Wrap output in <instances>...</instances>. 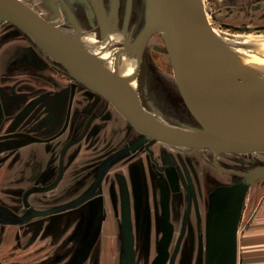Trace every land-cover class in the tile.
<instances>
[{"label": "water", "instance_id": "1", "mask_svg": "<svg viewBox=\"0 0 264 264\" xmlns=\"http://www.w3.org/2000/svg\"><path fill=\"white\" fill-rule=\"evenodd\" d=\"M62 1L63 0H58ZM112 1V11L119 0ZM91 3L101 25V40L110 31L111 13L105 0ZM133 0H128L123 32L129 29ZM145 25L124 39L142 45L156 32L164 31L166 44L181 96L197 124L184 126L153 117L141 101L129 94L125 82L104 67L91 53L68 39L58 27L43 19L33 8L19 0H0V23L10 21L23 30L40 48L52 54L61 67L75 80L95 90L112 102L142 136L133 147L149 139L189 148L216 151L215 165L237 174L233 184L218 186L211 196L209 231L204 264H237L240 223L247 195L252 185L264 178V165L242 170L224 168L218 163L221 152L264 151V101L252 96L238 75L232 56L208 23L203 0H144ZM64 17L73 21L74 33L83 31L79 20L67 5L60 6ZM118 27V26H116ZM115 27V28H116ZM134 26L131 28L133 31ZM59 65V66H60ZM151 110L159 113L157 108ZM171 180L177 182L175 173ZM33 211L34 215L51 212ZM125 256L123 264H134L132 224L124 218ZM172 233L164 234L159 256L154 264L167 259V246Z\"/></svg>", "mask_w": 264, "mask_h": 264}, {"label": "crops", "instance_id": "2", "mask_svg": "<svg viewBox=\"0 0 264 264\" xmlns=\"http://www.w3.org/2000/svg\"><path fill=\"white\" fill-rule=\"evenodd\" d=\"M70 4L82 8L87 2L70 0ZM99 101L96 93L62 67L49 65L33 39L17 25L0 23V264H58L56 255L67 247L75 253L72 264H122L125 216L120 218L110 206H105V217L85 204L19 220L26 213L25 191L35 185L44 169L57 166L61 149L74 135L73 124L88 118ZM84 145L82 140L76 149L82 152ZM51 194L53 191L31 195V205L43 209L51 202ZM145 207L148 209L146 201ZM262 210L254 229L264 238V206ZM133 222L137 229L131 226L132 234L138 239L142 232L149 245L155 221L151 223L147 214L142 221L137 214ZM91 231L96 238L91 237ZM156 235L160 251L163 236L160 231ZM113 248L120 253L119 263L118 258L105 254ZM254 259L245 264H264V257Z\"/></svg>", "mask_w": 264, "mask_h": 264}, {"label": "flooded vegetation", "instance_id": "3", "mask_svg": "<svg viewBox=\"0 0 264 264\" xmlns=\"http://www.w3.org/2000/svg\"><path fill=\"white\" fill-rule=\"evenodd\" d=\"M59 2L60 6L65 4L74 12L83 27V40L88 41L92 46H94V43L97 44L99 42L101 43L102 49H104L103 47L106 46L102 44V40L100 39L101 25L98 16L94 12L95 9L93 5L89 3L88 6L86 4L82 8L77 7L76 5L75 8L70 4V0H63V2ZM136 3L137 0H133L131 19L129 22L130 29L136 25H134L133 20ZM105 4L107 10L112 15L110 20V29L118 26L117 31L108 36L109 42L112 37L117 35V33H119L118 37H122L120 30H123L122 28L125 23L128 0L118 1L116 13L112 11L113 5L111 0H105ZM63 18V23L70 30L74 31V25L71 18ZM135 27H137V25ZM86 28H89L91 31L86 30ZM87 33H89V35ZM134 33L135 31H131L132 35ZM95 38L98 42L94 40ZM34 43L37 47L39 46L35 41ZM38 49L43 59L49 63V65L55 68L61 67L57 64V61L48 57L40 46ZM91 91L96 93V95L100 98V101L94 111L88 115V118L79 124H73L74 135L61 149V152L58 155L57 166L44 169L38 175L35 185L29 187L25 191L23 194V204L25 206L26 213L19 220L24 221L35 216H45L65 212L70 209H77L87 204V202H90L92 205V200L94 198L103 195L104 210L101 212L97 209L99 215H103L104 217L106 216L105 214L107 213V209H105V206L107 203V197L109 198L108 200L112 202L110 207L114 211L116 209V211L120 214V217H123V215L129 216L133 223L132 228L136 231L135 229H137V227L134 225L133 221L134 217L138 214L137 200L140 195L144 197L143 199H145V197L149 199V206L152 205V209L154 206L153 212L150 211L151 213H148L150 210L148 207L149 210L146 208V210H148L146 213H148L147 216H149L150 222L151 220L152 222L155 221V225L152 224L151 226V238L149 245L146 242L147 237L145 238V234L143 235L141 232L138 239L133 234V250L135 253L134 264H154L155 258H157L160 254L158 248L159 235H156L159 231L162 233V236L164 231L172 232L171 241L167 246V259L163 264H182L184 262L195 264L196 260H198L197 264H201L199 246L201 244V238L203 237L200 234L202 227L204 228L205 234L209 231L208 216L210 211L211 196L218 186H223L227 183H220L214 186L208 194L206 211L202 212L203 201L201 198H203V196L199 187L200 182L197 176L198 172L191 166V163L166 148H161L159 150L155 149L152 146L154 144V142L151 141L152 139L147 140L141 145L133 147V144L139 140L142 134L138 135V130L129 123V121L112 102L108 101L104 96L95 90L91 89ZM122 116L126 119V121H124ZM70 124L71 123L69 121L67 124L68 127H70ZM82 140H85V145L83 146L84 150L81 152V150L76 149V147L79 146V143ZM108 146L111 147L112 150H110L111 152L107 155H104L103 161L100 164V173L94 185L95 187L87 190L85 193L81 192L79 195L77 194L78 197L76 200L70 202L60 200L69 197L66 186L64 187V185H68L72 179V175H75L81 167L83 168L82 171H84L85 165L83 164H86L85 170L87 169V171H89L86 176L87 179L90 177V169L87 163L89 160L88 153L91 152V149L98 148L97 150L100 149V151L102 150L101 152L106 153ZM73 148L76 149V152L69 153V150ZM77 151L79 153H77ZM80 153L82 154L80 155ZM214 156H216V154H214ZM150 163H153L155 166L153 164L150 165ZM116 164L122 165V167L119 166V172H114L111 176H109V174H111L110 169ZM73 167L74 169H72ZM216 168L220 172L229 173L219 169L217 166ZM224 168L228 169L229 167ZM172 173L176 174L177 182L171 180ZM108 177L109 182H107ZM238 178V176L234 177L233 182H235ZM106 182L108 184V191H105V193L103 190L101 191L102 193L97 191L99 186L104 185L105 187ZM78 183L79 186L82 185L81 191L84 190V186L86 189V184H88L86 180L84 182L83 179ZM112 185L119 187V194L122 202L121 212L119 205L116 206L117 203L114 202L109 192V188H111ZM151 186L153 194H155V192L157 194V196L154 195V199L151 198L149 194L148 187ZM48 191H53L51 199L49 200L51 202H48L49 204L43 209L33 208L30 202L31 195ZM107 192L109 197L107 196ZM91 208H94V206L92 205ZM46 210L52 211L42 215L33 214V211ZM139 215H141L143 221L145 215ZM202 223H204V226H202ZM144 228L145 226L143 229ZM154 231H156L155 235H153ZM94 236L95 234L93 235V231H91V237ZM204 245H207V240L204 241ZM188 250L190 252L189 258L186 257ZM154 251H156L155 254ZM125 253L126 252L124 251L123 256H125ZM74 254V250L71 247H67L66 249L58 252L56 255V262L58 264H72L71 260ZM105 254L113 256L114 259L118 258L119 263L120 253L118 254L117 248L106 250ZM121 262L123 264V259Z\"/></svg>", "mask_w": 264, "mask_h": 264}, {"label": "rangeland", "instance_id": "4", "mask_svg": "<svg viewBox=\"0 0 264 264\" xmlns=\"http://www.w3.org/2000/svg\"><path fill=\"white\" fill-rule=\"evenodd\" d=\"M19 1L33 8V10H35L43 19L57 26L58 29L65 33L70 39L76 40L75 33L63 23L64 16L62 14L60 2L58 0ZM203 4L208 23L211 25L214 32L218 33L220 36L233 38L234 36L239 35H264V0H203ZM133 20L134 25H137V27H135L136 25L134 26L135 30H133L135 31L134 35H136L145 25L144 0H137ZM86 30L91 31L89 28H86ZM120 32L122 35L121 30ZM87 34L89 35V33ZM118 36L119 33H117L115 37H112L110 39L112 40V43L110 46L108 44L105 45L106 47H103L104 49H102L101 43H99L96 38L94 40L98 43H94V46L91 45L93 50H113V54L110 59L111 67L114 65L118 57V53L120 55L131 53L134 49H137L141 46L137 45V43L134 41L129 42L127 46H121L119 44L121 36ZM241 51L247 52V49L245 50V48H241ZM57 64L60 65L58 62ZM113 69L114 68L112 67L111 70ZM137 100H141L149 112L163 121L167 120L169 123L172 122L174 124L184 126H193L197 124L196 119L188 110L181 96L171 63V58L168 51L166 50V44L161 32L154 33L147 39V41H145L144 51L142 50L140 54L137 66ZM154 107L159 110V113L151 110ZM123 119L126 121L124 117ZM138 135H141L139 131ZM151 141L154 142L152 146L155 149L159 150L161 148H166L171 152H175L178 156L188 160L191 163V166L197 170V176L200 182L199 187L203 196V198H201L203 201L202 212L206 211L208 194L214 188V186L220 183L233 184L234 177L238 176L237 174L220 172L214 165L215 153L207 148H189L180 145H172L160 140L152 139ZM97 149L98 148H93L91 149V152L88 153L89 160L87 165L90 169V177L87 179L86 176L88 175L87 173L89 171H87V169L85 170L86 164H83L85 165L84 171H82L83 168L81 167L75 175H72V179L68 185H64V187L66 186L69 196L67 198H63L65 202L76 200L81 192L85 193L87 190L95 187L94 185L96 183V179L100 173V164L103 161L104 155L110 153L112 148L108 146L106 153L101 152L102 150L100 151V149ZM221 154H218L217 160L218 163L224 167L247 170L258 165H264V151L243 153L221 152ZM151 164L153 163H150V165ZM119 166L122 167V165L119 164L113 165L110 169L111 174H109V176H111L114 172H119ZM82 179L84 182L86 180L88 183L86 184V189L84 186L83 191H81L82 185L79 186L78 183ZM107 182H109V177ZM107 182L105 187L104 185H101L97 188V191L101 192L103 190L104 193L105 191H108ZM148 188L151 198L154 199L155 196H157L156 192L153 194L152 186ZM109 192L114 202L117 203L116 206L119 205L121 212L122 202L119 194V187L112 185L111 188H109ZM107 196L109 197L108 192ZM143 198L144 197L140 195L138 196L137 201L139 202H137V211L138 214H144L146 216V214L153 212L154 206L152 209V205L149 206V199L147 197H145V199ZM108 199L109 198L106 197V206L109 207L112 202ZM145 201L148 203V207L150 208V210L148 209V213H146L148 210H146V207L144 206ZM92 202L94 209H99L101 212H103V195L94 198ZM87 204H90V202H87ZM263 206L264 178L258 179L252 185L245 201L243 217L241 219L239 230V250L237 264H245L250 259L255 258L254 260H256L258 258L264 257V238L261 236V233L254 229V226L257 224V222L261 220L260 216H262ZM202 226H204V223H202ZM200 235L203 237L201 238V244L199 241V253L201 255L200 261L201 264H204L206 246L204 245L205 233L203 227L201 229ZM96 236L97 235H95L93 239L96 238ZM243 243H245V247H243ZM155 252L156 251H154V254ZM186 257H190L189 250L187 251ZM196 261L195 264L198 263V260ZM182 264L190 263L184 262Z\"/></svg>", "mask_w": 264, "mask_h": 264}, {"label": "bare ground", "instance_id": "5", "mask_svg": "<svg viewBox=\"0 0 264 264\" xmlns=\"http://www.w3.org/2000/svg\"><path fill=\"white\" fill-rule=\"evenodd\" d=\"M118 27L110 29L105 40L102 41V44L109 45L112 43V40L108 42V36L114 34L117 31ZM59 30V29H58ZM64 34L68 39H70L65 33L59 30ZM131 29L129 28L126 34L122 30V37L119 41V44L123 46L124 39L127 38ZM162 34L164 31H160ZM217 36L225 44L228 53L232 56L234 64L236 66V71L239 76L243 78V85L251 93L252 96L259 98L264 101V35L254 36L253 35H239L234 36L233 38L222 37L218 33ZM232 36V35H231ZM71 41L77 43L88 53L93 54L99 62L117 74L124 82L127 88L129 89V94L137 100V66L139 62V57L144 51L145 42L137 49H134L131 53H126L120 55L112 66L114 69L111 70L110 59L113 54V50L109 49L107 51H102L99 49L93 50L91 44L83 40V35L80 37L76 36V40L70 39ZM135 41V40H131ZM231 48V49H230ZM241 48L247 49V52H242ZM44 53L51 59L57 60L52 54L47 52L45 49L41 48ZM139 95V94H138ZM140 99V98H139ZM141 101V100H140ZM148 111V110H147ZM149 112V111H148ZM153 117H156L151 112H149ZM159 119V118H158ZM161 120V119H160ZM183 146V145H180ZM186 147V146H185ZM203 149V148H201ZM210 149V148H207ZM213 153L216 154L214 149H210Z\"/></svg>", "mask_w": 264, "mask_h": 264}]
</instances>
